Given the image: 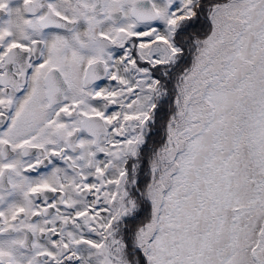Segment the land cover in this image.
I'll use <instances>...</instances> for the list:
<instances>
[{
	"label": "snow or ice",
	"instance_id": "snow-or-ice-1",
	"mask_svg": "<svg viewBox=\"0 0 264 264\" xmlns=\"http://www.w3.org/2000/svg\"><path fill=\"white\" fill-rule=\"evenodd\" d=\"M0 264H264V0H0Z\"/></svg>",
	"mask_w": 264,
	"mask_h": 264
}]
</instances>
